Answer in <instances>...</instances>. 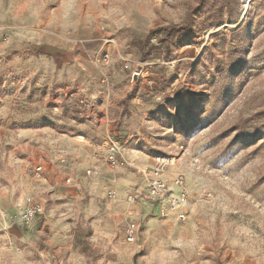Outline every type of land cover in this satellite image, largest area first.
<instances>
[{
    "label": "rangeland",
    "instance_id": "rangeland-1",
    "mask_svg": "<svg viewBox=\"0 0 264 264\" xmlns=\"http://www.w3.org/2000/svg\"><path fill=\"white\" fill-rule=\"evenodd\" d=\"M59 137L139 187L176 158L186 221L92 200ZM0 264H264V0H0Z\"/></svg>",
    "mask_w": 264,
    "mask_h": 264
},
{
    "label": "built area",
    "instance_id": "built-area-1",
    "mask_svg": "<svg viewBox=\"0 0 264 264\" xmlns=\"http://www.w3.org/2000/svg\"><path fill=\"white\" fill-rule=\"evenodd\" d=\"M104 161L110 165L128 164L127 159L122 153L121 146L116 142L106 145ZM98 157L92 156L95 160ZM170 158L159 156L155 158V165L151 172L143 174L146 181L145 187L134 186L128 190H112L107 194V198L114 202H125L128 204L138 201H147L156 205L162 217L174 216L177 221L184 223L187 219V212L183 209L187 199L188 191L185 188V178L183 174H176L169 179L165 176L164 169L171 163ZM86 173L90 175V170ZM67 184H72L71 178H66ZM43 209L40 204L29 205L21 216L23 223H28L35 216L42 214ZM170 214V215H169ZM137 236V223L134 220L128 222L125 228V240L133 243Z\"/></svg>",
    "mask_w": 264,
    "mask_h": 264
},
{
    "label": "crops",
    "instance_id": "crops-1",
    "mask_svg": "<svg viewBox=\"0 0 264 264\" xmlns=\"http://www.w3.org/2000/svg\"><path fill=\"white\" fill-rule=\"evenodd\" d=\"M50 146L54 148L55 153H57L56 150H58L62 152V154H65V152H68L70 154L69 158L72 164H70V168L68 169V175H73L76 177L75 185L77 187H80V185L85 187V190H87L89 194L94 196V199L92 198V200L98 201V198L104 196L106 197L108 192L112 190H128L134 187V183L136 182V176L134 175L135 170L128 168L127 166L129 165L127 164L110 166L107 163H103L98 160H93L92 155L90 157L85 155L84 158L83 154L75 153V146L67 145L65 143V140L60 137L54 139L50 143ZM57 146H59L60 148H58ZM132 158L136 160L134 166L136 164H144V161L141 157L134 154V157L132 156ZM145 163H147V165L151 164L150 160ZM87 167L88 169L89 167L92 168V173L91 175H89V177L83 175L82 172L85 168L87 169ZM88 209V207H84L85 212H87ZM97 210H100V208H98ZM115 213L119 214V210L117 211L111 207H104L102 211V216L110 218V216L114 217Z\"/></svg>",
    "mask_w": 264,
    "mask_h": 264
},
{
    "label": "bare ground",
    "instance_id": "bare-ground-1",
    "mask_svg": "<svg viewBox=\"0 0 264 264\" xmlns=\"http://www.w3.org/2000/svg\"><path fill=\"white\" fill-rule=\"evenodd\" d=\"M175 160H176V158H174V157H173L172 159L170 158V160H169V161H170V162H171V164L173 165L172 161L174 162Z\"/></svg>",
    "mask_w": 264,
    "mask_h": 264
},
{
    "label": "trees",
    "instance_id": "trees-1",
    "mask_svg": "<svg viewBox=\"0 0 264 264\" xmlns=\"http://www.w3.org/2000/svg\"><path fill=\"white\" fill-rule=\"evenodd\" d=\"M41 50H43V48H41Z\"/></svg>",
    "mask_w": 264,
    "mask_h": 264
}]
</instances>
